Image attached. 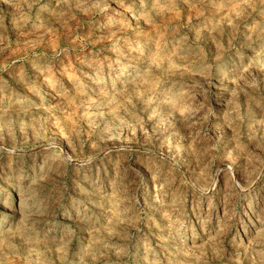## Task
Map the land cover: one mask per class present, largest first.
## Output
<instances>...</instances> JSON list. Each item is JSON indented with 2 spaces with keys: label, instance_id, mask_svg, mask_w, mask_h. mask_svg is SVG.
Wrapping results in <instances>:
<instances>
[{
  "label": "rangeland",
  "instance_id": "rangeland-1",
  "mask_svg": "<svg viewBox=\"0 0 264 264\" xmlns=\"http://www.w3.org/2000/svg\"><path fill=\"white\" fill-rule=\"evenodd\" d=\"M0 264H264V0H0Z\"/></svg>",
  "mask_w": 264,
  "mask_h": 264
},
{
  "label": "bare ground",
  "instance_id": "bare-ground-1",
  "mask_svg": "<svg viewBox=\"0 0 264 264\" xmlns=\"http://www.w3.org/2000/svg\"><path fill=\"white\" fill-rule=\"evenodd\" d=\"M102 27H103V25H102ZM102 27H101V28H102Z\"/></svg>",
  "mask_w": 264,
  "mask_h": 264
}]
</instances>
